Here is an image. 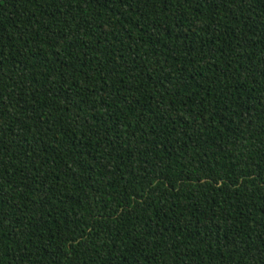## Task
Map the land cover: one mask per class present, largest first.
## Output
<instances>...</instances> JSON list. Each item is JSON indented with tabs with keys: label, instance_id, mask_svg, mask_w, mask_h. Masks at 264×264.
<instances>
[{
	"label": "trees",
	"instance_id": "obj_1",
	"mask_svg": "<svg viewBox=\"0 0 264 264\" xmlns=\"http://www.w3.org/2000/svg\"><path fill=\"white\" fill-rule=\"evenodd\" d=\"M0 264H264V0H0Z\"/></svg>",
	"mask_w": 264,
	"mask_h": 264
}]
</instances>
